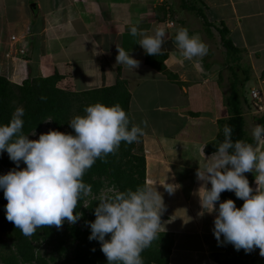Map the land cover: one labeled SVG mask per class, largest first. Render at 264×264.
I'll return each mask as SVG.
<instances>
[{
  "label": "crops",
  "instance_id": "1",
  "mask_svg": "<svg viewBox=\"0 0 264 264\" xmlns=\"http://www.w3.org/2000/svg\"><path fill=\"white\" fill-rule=\"evenodd\" d=\"M189 1L0 0V54L6 55L12 47L14 52L25 49L27 39L31 50L25 49V54L18 53L7 61L9 73L12 68L20 72L12 77L23 74V57L27 64H32L25 72L35 70L44 76L58 73L62 78L57 85L64 89L68 86L72 91L111 86L125 80L131 93L130 110L135 125L139 124L131 108L133 102L139 108L138 119L147 121L141 136L147 155L158 158L174 153L178 161L184 157L182 163L189 159L191 164L204 165L205 158L215 153L205 154L203 147L216 137L218 120L227 117L224 99L230 98L232 87L237 85L236 100L244 112L245 141L253 144L258 154L264 152V140L257 142L251 135L256 124L264 125V111L249 112L250 105L246 103L251 100L250 91L259 90L264 106V0H192V5L204 14L201 20L194 10H185ZM132 26L149 34L157 28L165 29L162 60L144 52L138 44L139 37L130 34ZM181 27L208 45L206 56L184 59L174 40ZM220 29L239 49L234 62L225 57ZM232 33L237 37L231 38ZM117 47L140 62L135 73L117 64ZM241 55L247 64L241 63ZM235 70L239 83L229 75ZM160 128H164L163 132ZM156 160L160 166L161 160ZM153 168L154 164L146 161V186L161 187L170 201L167 207H171L179 198L175 197L178 190L169 195L161 186L167 177L160 178ZM249 174L254 177L251 187L255 189L256 173ZM173 178L168 176L166 183ZM180 190V198L189 204L188 192ZM194 197V214L187 225L174 220L166 210L161 216V222L174 220L177 224L173 229H160L170 233L174 241L169 264H197L199 260L200 264H219L215 256L234 248L231 244L218 245L212 231L215 213L204 212L199 198ZM253 256L254 264H264L260 251H254Z\"/></svg>",
  "mask_w": 264,
  "mask_h": 264
},
{
  "label": "clouds",
  "instance_id": "2",
  "mask_svg": "<svg viewBox=\"0 0 264 264\" xmlns=\"http://www.w3.org/2000/svg\"><path fill=\"white\" fill-rule=\"evenodd\" d=\"M130 34L139 37L138 44L147 55L162 54L165 29L157 28L149 34L132 26ZM174 40L186 60L208 54V45L199 36L189 35L187 28H179ZM117 52V64L133 72L140 66L123 48L117 47ZM251 104L254 105L252 96ZM260 105V110L254 106L257 113L264 111L263 104ZM24 114V108L17 107L10 122L0 124V154L7 152L16 165L0 175V191L7 200L6 219L25 237L46 226L60 229L65 221L75 224L82 213L74 215V209L83 197L92 195V186L83 181L85 173L97 159L105 160L109 154H115L122 142H138L147 126L145 120L130 127L129 116L118 104L95 103L85 107L84 115L68 122L74 134L49 130L32 140L22 132ZM232 133V127L225 124L223 142L205 158L203 170L196 173L203 187L198 192L200 205L204 212L215 213L212 231L218 245L231 244L246 253L258 248L264 256V152L258 154L253 144L243 140L233 142ZM30 134L37 133L33 130ZM251 135L257 142L264 140V125L256 124ZM21 163L26 167L21 168ZM253 172L255 189L244 175ZM166 180L160 185L171 195L177 185ZM224 191L234 192L243 200L242 206L237 208L232 199L221 201ZM96 201L99 203L94 209L95 220L87 222L88 239L99 242L108 264H144L141 254L151 247L163 226L165 205L161 193L151 185L125 191L113 186L102 191Z\"/></svg>",
  "mask_w": 264,
  "mask_h": 264
},
{
  "label": "trees",
  "instance_id": "3",
  "mask_svg": "<svg viewBox=\"0 0 264 264\" xmlns=\"http://www.w3.org/2000/svg\"><path fill=\"white\" fill-rule=\"evenodd\" d=\"M184 8L188 11L194 10V13L201 18L204 16L202 10L194 5L188 4ZM222 30L220 29L221 42L226 53L232 55L230 58L234 62L237 60L239 49L229 38H224ZM150 57L147 58L150 59ZM158 59L162 60L163 55H158ZM61 78L62 76L58 73L49 76L29 75L18 84L0 75V124H8L16 108L22 106L25 110L22 132L24 135L29 134V139L33 130L37 134L42 133L44 124H51L56 131L74 134L68 122L77 115H84L86 106L101 103L107 106L120 105L130 118V127L135 125L130 110L131 93L125 80L120 79L111 86L72 91L57 85ZM236 95V86H233L230 98L224 99L227 117L218 120L219 131L216 137L203 147L205 154L217 151L216 146L224 140L223 126L225 124L233 129V142L247 140L244 112L240 102L236 100ZM41 97H46V99L42 100ZM262 117L263 124L264 116ZM47 118H51L53 121L45 122L44 120ZM64 127L67 128L64 129ZM138 142L132 144L122 142L115 154H109L105 160L97 159L96 163L85 173L83 181L92 186L93 195L98 196L105 186L110 185L120 191L135 190L137 187L146 186L145 156L135 152ZM4 153L7 154V152ZM15 167L16 165L9 159L8 154L0 156V175L6 174ZM20 167L24 168L26 165L21 163ZM244 175L251 187L253 177L249 173ZM84 199L85 197L74 209V215L76 212L82 213L81 218L75 224H67L60 229L55 226H46L37 229L33 236L25 237L20 229H17L12 222L6 219L7 200L4 198L3 192L0 191V229L7 238V242L1 243L0 263L55 264L58 257L64 256V260L68 264H108L106 256L100 250L99 242L88 239L90 228L87 222L95 220L94 209L99 202L96 201L97 197H94L89 200L87 207H83ZM224 199H232L237 208L243 204V200L238 199L231 191L221 193V200ZM106 239H108L107 236ZM173 242L170 233L159 231L158 238L153 241L151 247L141 254L144 264H169ZM43 243L51 246L50 253H41L40 246ZM254 251H259V249L256 248L250 253H246L243 249L237 251L232 248L226 253L216 255L215 260L219 264H254Z\"/></svg>",
  "mask_w": 264,
  "mask_h": 264
},
{
  "label": "rangeland",
  "instance_id": "4",
  "mask_svg": "<svg viewBox=\"0 0 264 264\" xmlns=\"http://www.w3.org/2000/svg\"><path fill=\"white\" fill-rule=\"evenodd\" d=\"M191 1L192 0L189 1V3H188L189 5L193 4ZM196 16L199 17L198 15H196ZM199 18L201 20V17H199ZM222 35L223 36L225 35L224 32H222ZM234 35H235V37H237L236 33H232L231 38H234ZM224 38H225V36H224ZM226 38H228V36H226ZM25 40H26L25 41V43H26L25 44L26 51L27 50H31L30 47H29V43H28L29 41L27 39H25ZM22 49L24 50V48H22ZM18 52H19L18 49H17V51L14 52V49L12 47L11 49H9L7 54L4 55L5 57L3 56V54H0V75H3L5 77H7L9 80H11L12 82L18 83V84H20L29 75H35V74L38 75V76H42L43 75L41 72H37L35 70H31V72H29V73L25 72L26 69L31 67L32 64L31 63L29 64V62L27 64L22 59L23 58L22 57L21 60H20V63H22V67L24 69L23 70V74L21 73V77L19 75L18 78H15V77L13 78L12 76H14L15 74H19L20 72H18V70L17 71L16 70L13 71V68H12L10 70V73H9L8 72L9 71V67H7V61L10 60L12 57L16 58L17 55H18ZM8 53H11V54L9 55ZM225 55H226L225 57L227 58L228 61L232 60L230 58L232 55H230L229 53H226ZM241 58H242V62L241 63L242 64H244V63L247 64V59L244 57V55H241ZM226 72H227V70L225 69V74H226ZM229 75H230L232 80H235L236 83H239V77H238L239 75L236 72V70L235 71H231ZM65 87L67 89L70 88L68 86H65ZM238 88H239V86L236 85V91L238 90ZM228 91H229V88H228L227 92ZM248 103L250 105V109H248V111L257 113L256 110L254 109L255 105L252 106V104H251V100L250 101L248 100ZM260 104H262V101L260 102ZM131 108L133 110V113H134V116H135L136 120H138V124L140 125L142 120L141 119L139 120L138 119V115H137V114H139V112H138L139 108H137V106L134 104V102H133ZM155 120H159V119H155ZM141 126L143 127V125H141ZM67 127H64V129H66ZM160 129H161V132H163L164 128H160ZM49 130H55V129H54V127L51 124H44L43 129H42V133H40V134L47 133ZM40 134H36L35 136L30 134V139L36 140V139L39 138ZM137 146L138 147L136 148L135 152L138 153V154H143L145 156V161H147L149 164L150 163L154 164L155 168H153V171L156 172L160 178H163L164 176H165V178L166 177L168 178V176L169 177L170 176H174L173 180L170 183L177 185L176 187H177L178 192L176 193L177 196H175V197H179L178 199H175L176 202H175L174 205H172L171 207H167L168 203L170 202V201H168V196L166 195V193L164 194L163 190H161V187L156 186V189H157V191L161 192V195H162L163 201H164V205H165V210L167 211V214L170 213L173 216L172 218H174V220H176V219L179 220V221L182 220V222L185 225H187V223L191 222L190 218H192V216L194 214L193 210H194L195 204H196V203H194V201H195L194 195H197V198H199L198 192L200 190L203 191L202 187H201L202 184H201L200 181L197 180L196 173H197L198 169L203 170L204 165L203 164L202 165H200V164L198 165V164L193 163V162L191 164L192 160L190 161L189 159L187 161H185L184 163H182L184 157H183V159L178 161V159L175 158L174 153H172L171 155H168V156L165 155V154L163 156H160V157L158 156V158L161 160V163H162V164L160 163V166H158V164H157L158 162L156 160V159H158L157 156L156 155L152 156L150 154L147 155V152H145V150H144V145L142 143V140H140L137 143ZM0 156H7V154L3 153V154H0ZM153 160H155V161H153ZM5 171H7V170L5 169ZM151 173H152V171H151ZM183 181H185L186 183L183 182ZM145 182H147V176H146ZM187 186L190 187L189 188L190 192L187 191ZM180 189H182L184 194H186L188 192L187 193V195H188L187 198L189 200H191L192 203H190V201L188 200L189 204H187L185 202V200H182V198H180V197H182L181 195H179V193L181 191ZM192 193H193V196L191 197ZM166 211H164V212H166ZM171 215H169V216H171ZM174 220H170L168 222H162V224H163L164 227H169V228L173 229L174 227L177 226V224L174 223ZM0 238H1L0 239V250H1V243L6 241V239H7L6 236L3 234L1 229H0ZM40 251H41L42 254H47V253H50L52 251V248H51V246L45 245V243H43L40 246ZM68 256L71 257V255H68ZM199 262H201V260L196 261L197 264H200ZM55 264H68V263L65 262L64 256H61V257H58V259L55 262Z\"/></svg>",
  "mask_w": 264,
  "mask_h": 264
},
{
  "label": "built area",
  "instance_id": "5",
  "mask_svg": "<svg viewBox=\"0 0 264 264\" xmlns=\"http://www.w3.org/2000/svg\"><path fill=\"white\" fill-rule=\"evenodd\" d=\"M13 40L15 39L14 38V36H12L11 37ZM19 50V53H21V54H23L24 53V50L22 49V48H19L18 49ZM251 96H252V99H253V104L255 105V107H257V109L258 110H260V109H262V106L260 105V102H261V92L259 91V90H251ZM111 187H113L112 185H110V186H105L102 190H101V192L102 191H104V190H107V189H109V188H111ZM100 192V193H101ZM100 193H99V195H100ZM99 195L97 196V195H93V193H92V195L90 196V197H88L87 198V196H85V199H84V201H83V204H82V206L83 207H87V205H88V203H89V200L90 199H93L94 197H99ZM69 225L70 223H68L67 221H65L63 224H62V228H64L65 227V225Z\"/></svg>",
  "mask_w": 264,
  "mask_h": 264
},
{
  "label": "water",
  "instance_id": "6",
  "mask_svg": "<svg viewBox=\"0 0 264 264\" xmlns=\"http://www.w3.org/2000/svg\"><path fill=\"white\" fill-rule=\"evenodd\" d=\"M34 6V5H33Z\"/></svg>",
  "mask_w": 264,
  "mask_h": 264
}]
</instances>
